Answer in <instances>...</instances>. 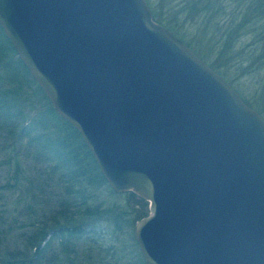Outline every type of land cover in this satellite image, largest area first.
I'll return each instance as SVG.
<instances>
[{
	"label": "water",
	"instance_id": "obj_1",
	"mask_svg": "<svg viewBox=\"0 0 264 264\" xmlns=\"http://www.w3.org/2000/svg\"><path fill=\"white\" fill-rule=\"evenodd\" d=\"M0 28L109 188L145 264H264V118L145 0H0Z\"/></svg>",
	"mask_w": 264,
	"mask_h": 264
},
{
	"label": "trees",
	"instance_id": "obj_2",
	"mask_svg": "<svg viewBox=\"0 0 264 264\" xmlns=\"http://www.w3.org/2000/svg\"><path fill=\"white\" fill-rule=\"evenodd\" d=\"M170 2L171 0H168L167 4ZM176 5L178 9L174 10L173 18L179 20L180 16L184 15V20L191 21L193 25H201L204 34L207 35L206 43L222 57L221 63L214 66L217 70H214L215 72L220 71L223 74L220 68L226 71L233 65L240 76L250 78L258 100H262L261 103L259 101L256 104L252 103L251 106L264 118V0H176ZM158 21L171 30L167 20ZM0 31L3 34L1 28ZM5 40L7 41L6 38ZM188 44L185 45L190 47ZM10 51L15 52L12 47ZM1 55L0 53V61L3 60ZM16 62L28 73L18 58ZM2 66L6 69L7 80L14 84V87L0 88V128H5V131L10 133L18 126L17 116L21 115L17 101L19 93H22V87L18 81L16 63L10 65L2 62ZM37 87L46 104L41 100L43 107L38 111L37 122L35 125L29 122L20 129V132L29 138L25 144L27 147L33 146L32 154L35 160L38 157L44 165L54 162L50 170L38 172L33 177L25 176L26 170L23 169L29 191L26 190V194L30 193V201L23 205L26 220L21 223V227L31 230L24 233L23 252L20 254L14 250L9 252L8 257L5 254L0 255V264H39L45 249V244L42 242L48 234L54 235L60 220L61 224L65 225V231L70 235L79 234L82 230L81 225L86 223L82 234L90 240L94 235L101 234L96 227L98 221L110 220L116 229H120L123 219L129 214L121 205L100 209L98 205L89 204L95 189L107 186L106 181L78 132L54 113L46 96L38 85ZM244 102L250 106L246 101ZM14 167L11 179L16 183L19 172L17 161ZM56 172L58 175L54 185L62 188L63 198L58 201L55 210L48 217L38 219L32 208V201L47 200L45 188L53 185L49 184L51 180L49 176ZM6 186L10 187L9 182L1 185L0 188ZM32 188L35 189L33 194H31ZM77 195L80 197L75 201L74 197ZM145 213L144 208L138 211V215L141 216ZM1 225L0 215V238L3 234Z\"/></svg>",
	"mask_w": 264,
	"mask_h": 264
},
{
	"label": "rangeland",
	"instance_id": "obj_3",
	"mask_svg": "<svg viewBox=\"0 0 264 264\" xmlns=\"http://www.w3.org/2000/svg\"><path fill=\"white\" fill-rule=\"evenodd\" d=\"M145 2L151 17L155 22L167 28L165 24L158 21L159 19L167 20L171 25V30L169 28L167 29L181 39L183 43L188 44L189 42L190 47H187L190 48L193 53L212 70L217 71L214 66L221 63L222 57L219 56L217 52H214L215 50H213V47H210L206 43L207 35L204 34L202 26L193 25L191 21L184 20V15H181L179 20L173 18L174 10L178 9L176 0H171L168 4V0H149L148 2L145 0ZM4 36V33L2 34L0 31V53L3 58V60L0 61V88L2 89L8 86L14 87L13 82L10 83L7 80L6 69L2 68V62L10 63V65L16 63L18 66L16 62V58H18L16 52L10 51V47L12 46L8 40V42L5 40L6 37ZM15 69L17 68L15 67ZM220 70L224 73L221 74L219 71L218 74L234 88L241 99L250 104L251 108L252 103L256 104L258 101L259 103L262 102V100H258V96L254 92L253 82L250 78L240 76L233 65H231L226 71H224L223 68H220ZM17 76L22 87V93H19V99L17 101L21 110V115L17 116L18 126L13 132L9 131L10 133L6 132L5 128H0V186L4 185L6 182H9L10 184L9 188L8 186L0 188V215L2 219L1 229L3 231L0 238V255L5 254L6 257H8L9 252L14 250H17L20 254L23 252L24 233L26 234L31 230V228L21 227V223L26 220L24 217L25 213L23 205L25 202L30 201V193L28 195L26 194L28 183L25 180V176L33 177L37 175L38 172L48 171L54 162L51 161L44 165L40 162L41 159L38 157L35 160L32 154V151L34 150L33 146L27 147L25 144L29 138L25 135L23 136L20 129L29 122L35 125L37 122L38 111L43 107L41 105L43 103L41 100H43L45 104L46 100L41 97V94L38 92L36 81L34 79V81L31 80L32 77L26 73L20 65L17 69ZM15 161L18 162L19 172L17 182L13 183L11 176H13ZM23 169L26 170L24 173L25 176L22 172ZM57 175L58 172L49 176L51 178L49 184L53 185L45 188V198L47 197L45 202L43 200L36 202L35 200L37 199H35L34 196L35 200L32 201V208L35 210L34 213L37 215L38 219L46 216L48 217L51 212L55 210L59 203L58 201L63 198L61 194L62 188L54 185ZM43 177H45V175H43ZM35 180L37 179L35 178ZM31 190V194H33V192L35 193L34 188ZM79 197L80 195L75 196V201ZM68 204L70 203L68 202ZM89 204L93 206L98 205L100 206V209L103 207L111 208L113 205H121L124 206V210L129 212V214L123 219L124 222L120 226V229H116L111 224L110 220L98 221L96 227L101 234L100 236L94 235L92 239L100 241L103 245L108 244L115 248L124 247L121 249L122 252L131 246H133V248L135 247L137 250L132 235V228L137 220L146 215V213L143 216L138 215V211L141 208H144V211L147 212V203H145L144 200L133 193H114L107 185L95 189V193H93V198ZM77 211L82 210L77 209ZM61 223V220L57 223L59 224L57 225L58 230H56L54 235L49 236L48 234L44 238L42 244H45V249L41 254L42 259H40L39 264H87V257L91 258L92 255L84 253L85 249L90 248V245L85 243L88 238L82 234L86 223L81 225V228L83 229L79 234L73 235L68 234L65 231V225ZM123 261L124 260H121V262Z\"/></svg>",
	"mask_w": 264,
	"mask_h": 264
},
{
	"label": "flooded vegetation",
	"instance_id": "obj_4",
	"mask_svg": "<svg viewBox=\"0 0 264 264\" xmlns=\"http://www.w3.org/2000/svg\"><path fill=\"white\" fill-rule=\"evenodd\" d=\"M85 243H88L90 248L85 249L84 253L92 255L91 258L87 257V264H145L136 241L137 250L131 246L123 252L121 249L124 247L115 248L108 244L103 245L96 239L87 240ZM121 260L124 261L121 262Z\"/></svg>",
	"mask_w": 264,
	"mask_h": 264
}]
</instances>
